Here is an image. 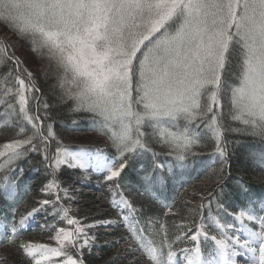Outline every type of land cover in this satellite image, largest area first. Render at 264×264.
Instances as JSON below:
<instances>
[{
  "label": "snow or ice",
  "instance_id": "6c2138e0",
  "mask_svg": "<svg viewBox=\"0 0 264 264\" xmlns=\"http://www.w3.org/2000/svg\"><path fill=\"white\" fill-rule=\"evenodd\" d=\"M0 24L47 61L45 81L55 77L49 103L33 72L0 41V68H7L0 73L2 130L12 133L0 143V200L11 212L0 213V244L12 245L27 264H86L83 249L96 246L90 230L122 226L127 235L105 241L132 242L120 258L138 251L147 264H264V197L231 175L230 146L241 141L227 138L261 146L250 159L264 177V0H0ZM55 108L89 114L111 150L66 145L54 129ZM209 144L218 165L204 176L214 184L211 199L199 205L194 231L182 220L170 238L154 206L176 214L163 190ZM33 153L41 157L35 165ZM162 154L172 160L162 162ZM25 162L43 167L46 198L17 219ZM137 163L132 184L126 173ZM64 166L100 175L118 219L84 224L72 215L74 197L60 180ZM213 202L216 212L205 218ZM41 214L55 246L18 239ZM48 217L68 227L48 224ZM179 242L186 246L174 248Z\"/></svg>",
  "mask_w": 264,
  "mask_h": 264
},
{
  "label": "trees",
  "instance_id": "16d2710c",
  "mask_svg": "<svg viewBox=\"0 0 264 264\" xmlns=\"http://www.w3.org/2000/svg\"><path fill=\"white\" fill-rule=\"evenodd\" d=\"M0 25L3 27V30L5 32L7 31L9 34H12L13 38L18 39L15 33L10 32L2 24ZM20 42V52L22 54V60L24 61L25 66L36 76L37 82L43 90L44 94L48 97L49 103H54V99L49 93V87L50 85L55 83V77L50 73L49 79L45 81V79L42 78L40 72L41 66L45 65L47 61L40 59L35 53H33L27 43L22 40H20ZM32 67H35V69H32ZM4 71H7V68H0V73ZM2 113L3 106H0V143L4 142L5 139L9 138L12 135L10 131L2 130ZM51 114L53 117H55L54 129L60 135L66 145H69L72 148L82 146L85 148H90L92 150L101 148L106 152L111 150L108 147V143L105 141V137L100 136L96 131L89 114L81 113L74 115L70 113L67 108H55L52 110ZM73 120L76 121L75 124L72 123ZM227 138L231 141H241L240 145H236L235 143H233L230 146V151L233 152L231 160V175L233 177H242L251 186V192L254 197H264V183L261 182L262 178L264 177H262L261 169L259 167H255L252 163V160L250 159V153L259 151L261 146L251 138L239 137L234 134H228ZM211 148L212 145L209 144L208 147L201 149L203 154L192 158L193 164L190 166L188 172L185 175L177 177L175 179H169L168 187L163 190L165 203L169 204L170 201H175L173 212L176 214L173 215L169 213L168 215H165V213L167 212V208H165L163 204H156L154 206L155 209L158 210L156 212V215H158V217L164 223H166L169 229L170 238L179 234V230L176 226L179 225L182 220H186L188 226L192 227L194 231L195 223L200 222L199 205L201 203H205L207 205V200L211 199L207 198V196V199L205 200H202L199 197H194L191 200L188 199L191 193H202L204 191L209 192L211 191L212 187H214V184L209 183L204 179L205 172L209 166L218 167V165H212V158L209 155ZM157 151H160V149L157 148ZM40 159L41 157L38 154H31L33 165H35ZM159 159L165 163L172 160L171 157L164 156L163 154L159 157ZM22 166L24 167V175L20 181V188L18 189L17 199L20 200V203L18 205L17 219H19L20 213H24L30 210L32 206H35V203L38 199L45 198V195L41 192V188L47 182L43 167L32 168L26 162ZM137 168H139L138 163L134 165L133 168H129L126 173V179L131 181L132 184H135V181L137 179V174L135 171V169ZM164 175H168L166 170L164 172ZM74 179L75 177L72 170L67 166H64L60 174L62 185L66 182L73 181ZM88 182H90L89 185L91 187H94L96 185L91 181ZM233 183V180H229V187H232ZM26 187L30 188V190L27 192L25 191ZM100 191H102V193L106 194L108 197L110 196L102 182ZM85 198L93 202L92 199H94V194L87 193L85 194ZM139 199L140 198L137 197V200ZM9 203L10 202L7 200H0V213H6L9 218H11V212H9L8 210ZM233 203L239 206L241 204V201L239 198L234 197ZM193 206L197 207L196 214H192L189 212V209ZM210 210L213 214H215L216 207L214 202L211 204L210 208L206 206L203 209V215L205 218H207ZM43 215L44 214L40 216ZM205 223L210 225L211 222L205 219ZM183 230L187 231V228ZM191 243L192 242H187L189 246L191 245ZM184 246H186L185 242H179L174 246V248H180ZM101 251L107 253L106 247H101ZM83 253L86 264H121V261H118L120 259H118V257L114 258L112 256L109 257L106 261H96L94 259V254L87 253L85 250ZM3 256L8 257L9 264H18V262L22 259L24 260V264H27L26 258H23L16 251Z\"/></svg>",
  "mask_w": 264,
  "mask_h": 264
},
{
  "label": "rangeland",
  "instance_id": "374dc122",
  "mask_svg": "<svg viewBox=\"0 0 264 264\" xmlns=\"http://www.w3.org/2000/svg\"><path fill=\"white\" fill-rule=\"evenodd\" d=\"M0 41L7 43L14 49L15 54L23 59L21 54V43L20 40L14 39L11 34L7 31L3 30V27L0 25ZM35 69V67H32ZM105 141L107 139L105 137ZM73 175L75 179L73 181L66 182L62 185V187L68 188L70 195L74 197V200L71 204L72 207V215L76 216L78 219L81 220L84 224H92L98 220H117V212L116 210L112 209L109 200L110 196L108 197L106 194H103L100 191L102 177L96 173L91 172H84L80 169H72ZM88 179H91L92 183L96 185L91 187L89 185ZM94 179V180H93ZM188 191V190H187ZM90 193L94 194L93 202L85 198V194ZM206 197L207 192L204 191L202 193H191L188 197L191 200L194 197ZM46 198V197H45ZM54 198V197H53ZM199 200V199H198ZM174 200L170 201L169 204L174 206ZM63 203L67 206L68 201L65 200ZM42 215V214H41ZM47 223H57L58 227H68L65 222L60 221L56 222L53 220L52 217L47 218ZM45 224V217L39 216L35 221L30 222L28 230L18 239L29 240L33 242L39 243H49L55 246V242L49 240V236L52 234L47 231L46 227H41ZM211 224V223H210ZM96 234V246L92 248L91 251L88 249H83L90 254H94V259L97 261L102 260L106 261L109 257H118V254L124 253V249L127 247L128 243H132L128 241L126 243H120L116 247H108L105 245V241H112L120 236L127 235L126 229L124 227H96L90 230V234ZM211 243V242H209ZM101 247H106V252L104 253L101 251ZM16 249L7 243L0 244V256L10 254L15 252ZM118 261H121V264H147L146 259L142 256V254L138 251H132L124 254V258H120Z\"/></svg>",
  "mask_w": 264,
  "mask_h": 264
},
{
  "label": "bare ground",
  "instance_id": "6f19581e",
  "mask_svg": "<svg viewBox=\"0 0 264 264\" xmlns=\"http://www.w3.org/2000/svg\"><path fill=\"white\" fill-rule=\"evenodd\" d=\"M186 186V185H185ZM175 203V202H174ZM215 212V211H214ZM164 218V217H163Z\"/></svg>",
  "mask_w": 264,
  "mask_h": 264
}]
</instances>
